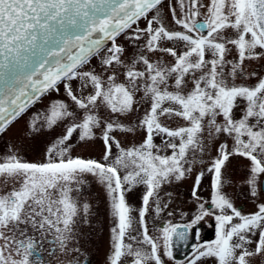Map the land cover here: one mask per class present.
Wrapping results in <instances>:
<instances>
[{"label": "snow or ice", "instance_id": "obj_1", "mask_svg": "<svg viewBox=\"0 0 264 264\" xmlns=\"http://www.w3.org/2000/svg\"><path fill=\"white\" fill-rule=\"evenodd\" d=\"M41 103L22 140L59 129L44 159L12 144L0 154V264H49L57 251L80 264L89 176L113 219L108 264H167L209 216L215 239L187 264L264 260V0H0V136ZM97 140L100 159L73 155ZM234 158L247 161V213L226 191ZM194 172L195 213L153 233L164 185Z\"/></svg>", "mask_w": 264, "mask_h": 264}, {"label": "rangeland", "instance_id": "obj_2", "mask_svg": "<svg viewBox=\"0 0 264 264\" xmlns=\"http://www.w3.org/2000/svg\"><path fill=\"white\" fill-rule=\"evenodd\" d=\"M58 98L63 99V94L61 93ZM43 107V103L37 104L29 113L13 124L3 136H0V154L5 153L9 144H12L15 145L19 149L21 155L29 161L39 162L44 159L45 148L49 142L59 134V129L43 133L33 139L22 140L26 123L31 114L36 112L37 109L42 110ZM121 139L125 146L134 142L132 137ZM102 153L103 145L98 140L90 143H74L73 155H79L84 158L100 159ZM211 155H215V148L212 149ZM246 164L247 161L240 158L232 159L227 168V177L231 183L226 186V191L232 196L235 204L245 213L253 210L252 202L248 198L247 191L241 185V178L245 174ZM199 168L200 166L197 165V170H199ZM194 178L195 172L180 181L173 180L170 184L164 185L163 189L160 191V202L161 204L168 202L169 208L162 213L160 217H148L150 230L153 233L160 227L159 224L161 222L164 224L166 221L171 220L172 223L183 224L195 213L196 205L192 196ZM142 191L143 189L139 188L129 194L128 201L130 205L135 208L140 207ZM199 195L205 199L209 196V178L207 176L203 180ZM77 198L81 203L86 202L90 205V212L85 220L79 222L75 226L73 245L80 249L81 261L86 259L87 264H108V256L111 252V228L113 226V219L111 217L110 206L105 190L95 178L89 176L86 178V183L81 186V191L77 194ZM169 211L173 213L171 217L167 216V212ZM153 219H155L154 223ZM210 220L215 223L213 239L203 243L194 242L191 247L199 244H206L215 239L216 222L214 218L210 216L205 217L201 222L206 227H209ZM51 247H53V245H46L48 249ZM192 255L193 250L185 261H183L185 257L181 259L173 258L171 261H167V258L165 259L167 264H187L188 259L191 258ZM44 257L49 261V264H60V261L64 260L63 255L59 251H57L54 257H49L46 253ZM209 264H214V262L209 261ZM253 264H264V260L256 258L253 260Z\"/></svg>", "mask_w": 264, "mask_h": 264}, {"label": "water", "instance_id": "obj_3", "mask_svg": "<svg viewBox=\"0 0 264 264\" xmlns=\"http://www.w3.org/2000/svg\"><path fill=\"white\" fill-rule=\"evenodd\" d=\"M210 226L205 227L200 222L199 225L196 226L195 229H193L186 240H180L175 239L173 246H172V252H173V258L174 259H181L189 255V253L193 250L195 247H191V245L198 240V242H203L207 240H211L214 237L215 232V223L210 220L209 221ZM163 225V222L159 224V226ZM200 229V236L197 238V230ZM80 264H87V260H83Z\"/></svg>", "mask_w": 264, "mask_h": 264}, {"label": "flooded vegetation", "instance_id": "obj_4", "mask_svg": "<svg viewBox=\"0 0 264 264\" xmlns=\"http://www.w3.org/2000/svg\"><path fill=\"white\" fill-rule=\"evenodd\" d=\"M45 258V257H44ZM46 259V258H45ZM47 260V259H46Z\"/></svg>", "mask_w": 264, "mask_h": 264}]
</instances>
